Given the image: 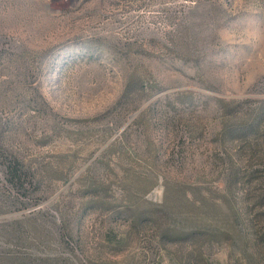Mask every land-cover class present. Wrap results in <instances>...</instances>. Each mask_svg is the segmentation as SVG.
I'll use <instances>...</instances> for the list:
<instances>
[{
	"label": "rangeland",
	"instance_id": "rangeland-1",
	"mask_svg": "<svg viewBox=\"0 0 264 264\" xmlns=\"http://www.w3.org/2000/svg\"><path fill=\"white\" fill-rule=\"evenodd\" d=\"M0 264H264V0H0Z\"/></svg>",
	"mask_w": 264,
	"mask_h": 264
},
{
	"label": "trees",
	"instance_id": "trees-1",
	"mask_svg": "<svg viewBox=\"0 0 264 264\" xmlns=\"http://www.w3.org/2000/svg\"><path fill=\"white\" fill-rule=\"evenodd\" d=\"M7 163H8V169H9V176H10V180L13 181L14 183L15 182H19L22 177H21V174H17L16 172L19 171V161L17 158L11 156V158H9L7 160Z\"/></svg>",
	"mask_w": 264,
	"mask_h": 264
}]
</instances>
